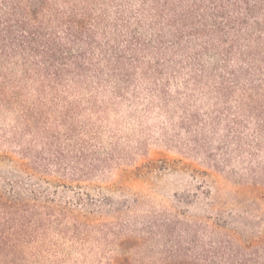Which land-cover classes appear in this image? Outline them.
<instances>
[{
  "label": "trees",
  "instance_id": "16d2710c",
  "mask_svg": "<svg viewBox=\"0 0 264 264\" xmlns=\"http://www.w3.org/2000/svg\"><path fill=\"white\" fill-rule=\"evenodd\" d=\"M136 101L180 111L187 154L263 187L264 0H0V121L14 122H0V144L18 148L26 180L103 172L95 123ZM13 177L0 192V264H30L26 247L40 256L34 243L53 225L72 218L81 231L39 182ZM143 227L137 247L155 251L137 264H264V237L180 213Z\"/></svg>",
  "mask_w": 264,
  "mask_h": 264
},
{
  "label": "rangeland",
  "instance_id": "374dc122",
  "mask_svg": "<svg viewBox=\"0 0 264 264\" xmlns=\"http://www.w3.org/2000/svg\"><path fill=\"white\" fill-rule=\"evenodd\" d=\"M169 111L173 114L136 101L96 121L107 158L105 170L76 181L54 174L26 180L18 168L22 162L18 148L0 144V192L11 191L6 176L13 180L18 175L24 184L39 182L49 196L43 202L69 209L78 219L80 235L72 233L71 218L50 227L34 243L40 256L32 254L33 244L26 247L30 264L36 259V264H108L110 257L137 264L139 252L155 251L152 241L137 247L146 236L141 233L143 223L166 214L224 225L244 241L264 237V186L239 182L187 154L185 135L177 125L181 112ZM0 122L7 128L14 123ZM24 189L15 191L28 196L32 184Z\"/></svg>",
  "mask_w": 264,
  "mask_h": 264
}]
</instances>
